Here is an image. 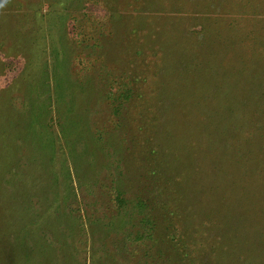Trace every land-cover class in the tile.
I'll return each instance as SVG.
<instances>
[{
    "label": "rangeland",
    "instance_id": "rangeland-1",
    "mask_svg": "<svg viewBox=\"0 0 264 264\" xmlns=\"http://www.w3.org/2000/svg\"><path fill=\"white\" fill-rule=\"evenodd\" d=\"M21 234L29 264H264V0H0V264Z\"/></svg>",
    "mask_w": 264,
    "mask_h": 264
},
{
    "label": "trees",
    "instance_id": "trees-1",
    "mask_svg": "<svg viewBox=\"0 0 264 264\" xmlns=\"http://www.w3.org/2000/svg\"><path fill=\"white\" fill-rule=\"evenodd\" d=\"M62 127H63V132H65V125H63ZM119 193H121V192L119 191ZM121 200H123V199H121ZM121 200H120V198L118 199V201H119L118 205L119 204H121V205L123 204V202H121ZM141 206H143V204ZM142 208L144 209V206ZM143 227H146V225H144ZM145 233H146L145 231L142 232V234H145ZM142 236L143 235H141V234L138 235V238L137 239L140 240V241H142L141 240L142 239ZM25 239H26L25 235L24 234H21V236H20V238H19V240L17 242H20L23 245V262H22V264H29L30 261H31V259H32V257H30L31 256V250L29 248H26L27 245H26ZM182 260H185V255L184 254H183ZM202 260H203V258H202ZM207 261H205L204 264H212V263L207 262ZM200 264H201V261H200Z\"/></svg>",
    "mask_w": 264,
    "mask_h": 264
}]
</instances>
